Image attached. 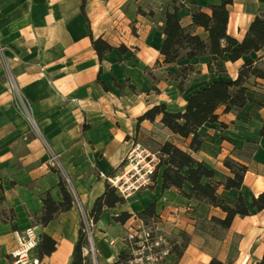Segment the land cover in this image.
<instances>
[{
	"label": "crops",
	"instance_id": "1",
	"mask_svg": "<svg viewBox=\"0 0 264 264\" xmlns=\"http://www.w3.org/2000/svg\"><path fill=\"white\" fill-rule=\"evenodd\" d=\"M181 10L182 22L191 23L190 8ZM221 0H199L204 9ZM0 0V264H11L16 247L15 232L33 228L51 235L56 249L40 264H70L82 217L76 205L46 226L35 224L30 213L42 209L47 191L59 199L60 170L71 180L75 193L90 212L106 188V175L119 169L133 141L160 143L173 140L188 148L185 138L161 122H138L155 104L166 103L171 111L184 110L187 98L215 80L236 79L248 58H260L264 48L236 61L204 55L165 63L160 48L164 42V13L173 0ZM260 0H233L229 4L228 33L245 36L261 11ZM88 18V20L86 19ZM103 37L115 48L100 62L92 45ZM197 31L206 37L203 28ZM128 50L122 52L119 47ZM192 63L184 92L176 74ZM108 85L106 91L98 76ZM8 71L15 76L23 97L30 101V117L20 110L8 86ZM125 83L123 91L114 85ZM131 86H134L133 90ZM248 95L253 101L243 108L224 112L219 120L204 124L205 140L193 155L215 171L221 182L218 192L234 201L239 191L224 188L231 171L227 157L245 163L248 170L240 192L250 214L237 215L228 229L209 222L226 213L204 200L186 201L176 188L163 190L162 168L154 183L106 209L94 223V245L99 264H113L127 253L125 236L142 220L136 216L158 203L160 227L169 239L189 243L181 257L171 254L169 264H209L217 258L225 264H255L264 255V209L256 210L253 197L264 191V78H251ZM34 119L40 130H35ZM50 150L61 166L52 164ZM155 150V151H156ZM193 205L186 211L184 206ZM127 211L126 222L113 216ZM37 256V247L32 250ZM89 264V263H88Z\"/></svg>",
	"mask_w": 264,
	"mask_h": 264
},
{
	"label": "trees",
	"instance_id": "2",
	"mask_svg": "<svg viewBox=\"0 0 264 264\" xmlns=\"http://www.w3.org/2000/svg\"><path fill=\"white\" fill-rule=\"evenodd\" d=\"M186 2L190 8L192 20L190 24L185 25L182 22L181 10L186 5L183 1L173 0L172 9H166L164 13L163 33L165 39L160 48V53L164 56L165 63H176L182 59L191 60L204 55L228 57L229 60L236 61L264 48V0H260L261 11L252 20L242 40H238L228 33V6L233 0L211 3L208 5L209 11L204 9L199 0H186ZM84 6L85 0L81 5L82 12L85 14ZM86 19L88 20L87 17ZM198 27L204 29L207 33L206 37L197 31ZM90 36L92 45L100 62H102L104 56L112 52L115 47L101 36L94 38L91 31ZM119 49L122 52L128 50L125 45H120ZM259 60L260 58L251 57L246 59L241 65L236 79L215 80L191 93L187 98L184 110L171 111L166 103H159L148 108L138 117L140 123L144 120L155 121L158 116H161V122L166 127L188 141V148L186 149L173 140H166L159 144L156 151L160 159L157 171L162 168L161 188L163 190L176 188L186 201L191 199L204 200L220 207L226 213L225 217L212 216L209 222L224 230L231 226L237 215L250 214V208L240 192L248 166L232 157H227L224 161L225 166L231 171L224 188L229 191H239L235 200L232 201L218 192L221 182L215 178V171L197 159L193 152L202 148L205 137L201 133V129L204 124L219 120L218 110L220 108H223L224 112L235 111L253 101L248 95L250 79L264 78V66L259 64ZM194 71L192 63L180 66V70L176 74V79H179L177 87L180 92H184L189 74ZM101 72L102 69H100L98 78L104 89L108 91L110 89L101 79ZM114 85L123 91L126 84L114 81ZM131 87L133 90L135 89L134 86ZM260 134H264V125ZM55 170L60 175L58 186L61 197L57 199L50 191H47L43 198L42 209L39 212L30 213L33 222L41 226L48 225L59 214L72 209L75 203V195L71 191L66 177L60 170ZM119 202L123 203L125 199L119 196L116 189L107 181L105 191L95 200L89 217L96 223L106 209L116 206ZM252 205L256 210L264 209V191L253 197ZM131 216V213L124 211L120 215L113 216V219L126 222ZM136 216L146 225L159 221L158 203H151L142 211L137 212ZM181 235L183 238L181 242L170 239L171 254L177 257L183 255L190 239L185 233ZM56 245L57 241L51 235L45 232L40 233L37 245L39 260L50 255L56 249ZM88 247L89 241L84 231V224L81 222L70 264H88L90 261V253L86 252ZM127 257V253L121 252L119 259L113 264L124 262ZM163 264L169 263L166 261ZM209 264L225 263L213 258ZM255 264H264V255Z\"/></svg>",
	"mask_w": 264,
	"mask_h": 264
},
{
	"label": "built area",
	"instance_id": "3",
	"mask_svg": "<svg viewBox=\"0 0 264 264\" xmlns=\"http://www.w3.org/2000/svg\"><path fill=\"white\" fill-rule=\"evenodd\" d=\"M3 50L4 47L0 45V52ZM8 86L14 95L18 108L30 117V101L22 96L19 84L10 71H8ZM31 122L40 134L35 120L31 119ZM50 153L52 164L61 166L58 155L51 150ZM159 162L157 151H152L142 141H133L119 169L106 175V180L116 189L119 196L127 199L154 183ZM65 177L75 195V203L81 214L84 231L89 241V247L86 250L87 253H90L89 264H99L98 250L94 245V221L79 201L70 178L66 175ZM192 207L193 205L188 203L184 209L190 211ZM125 240L128 247V257L124 262L116 264H163L171 255L170 239L161 229L160 220L150 225H146L142 221L140 225L131 226L126 233ZM15 242L16 247L11 251L13 258L11 264H40L39 258L31 253L39 242V237L33 228H28L25 232L16 231Z\"/></svg>",
	"mask_w": 264,
	"mask_h": 264
},
{
	"label": "rangeland",
	"instance_id": "4",
	"mask_svg": "<svg viewBox=\"0 0 264 264\" xmlns=\"http://www.w3.org/2000/svg\"><path fill=\"white\" fill-rule=\"evenodd\" d=\"M146 144V143H145ZM152 151H155L156 150V144L154 143V142H148L147 144H146Z\"/></svg>",
	"mask_w": 264,
	"mask_h": 264
}]
</instances>
